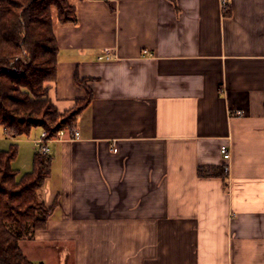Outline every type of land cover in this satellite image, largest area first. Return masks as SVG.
<instances>
[{
  "label": "crops",
  "instance_id": "crops-1",
  "mask_svg": "<svg viewBox=\"0 0 264 264\" xmlns=\"http://www.w3.org/2000/svg\"><path fill=\"white\" fill-rule=\"evenodd\" d=\"M227 2L73 0L77 20L55 21L50 97L73 107L78 74L93 99L78 137L47 141L52 211L20 241L30 260L264 264V0ZM44 134L10 138L31 153L18 179Z\"/></svg>",
  "mask_w": 264,
  "mask_h": 264
},
{
  "label": "trees",
  "instance_id": "trees-1",
  "mask_svg": "<svg viewBox=\"0 0 264 264\" xmlns=\"http://www.w3.org/2000/svg\"><path fill=\"white\" fill-rule=\"evenodd\" d=\"M56 20L62 24L77 20L73 0H0V134L29 136L40 126L46 132L40 148L60 130H72L93 99L88 79L78 74L76 80L86 95L73 107L61 112L50 97L57 80ZM17 155L16 143L0 150V264H43L30 260L20 241L32 238L51 214L52 207L39 191L51 174L52 157L39 149L32 170L18 179L19 171L12 165Z\"/></svg>",
  "mask_w": 264,
  "mask_h": 264
},
{
  "label": "rangeland",
  "instance_id": "rangeland-1",
  "mask_svg": "<svg viewBox=\"0 0 264 264\" xmlns=\"http://www.w3.org/2000/svg\"><path fill=\"white\" fill-rule=\"evenodd\" d=\"M1 80H3L4 82L7 81L4 77H2ZM10 144H11L10 138L1 133L0 150H3L4 148L8 149L10 147ZM17 145H18V155L14 160V167L18 168L21 171L22 168H26L29 165L31 160V153L26 150L27 146L25 144H24V151L23 148L22 149L20 148L19 144Z\"/></svg>",
  "mask_w": 264,
  "mask_h": 264
},
{
  "label": "built area",
  "instance_id": "built-area-1",
  "mask_svg": "<svg viewBox=\"0 0 264 264\" xmlns=\"http://www.w3.org/2000/svg\"><path fill=\"white\" fill-rule=\"evenodd\" d=\"M227 4H228L227 0H223V5H227ZM109 54H110L109 49H106L105 53L102 54L100 56V58L101 59L104 58V57H107L108 58L109 57ZM59 133L62 134L64 132H63V130H60ZM71 133L73 135L72 137H78L79 136V131L77 129H72ZM42 141H43V139L40 141V143ZM39 149L41 151H43L44 153H48V147H47V145L45 147H43V148H40V144H39ZM221 152H222V154H223V156H224L225 159H229L231 157V151H230L229 145H227V144L221 145Z\"/></svg>",
  "mask_w": 264,
  "mask_h": 264
}]
</instances>
